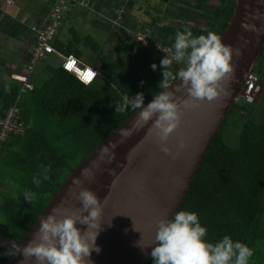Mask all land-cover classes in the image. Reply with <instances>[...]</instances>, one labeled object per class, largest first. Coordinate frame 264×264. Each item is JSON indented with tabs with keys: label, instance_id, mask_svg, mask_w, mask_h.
Masks as SVG:
<instances>
[{
	"label": "trees",
	"instance_id": "trees-1",
	"mask_svg": "<svg viewBox=\"0 0 264 264\" xmlns=\"http://www.w3.org/2000/svg\"><path fill=\"white\" fill-rule=\"evenodd\" d=\"M195 1L206 14L208 4L216 3L214 11L209 13L207 30L186 25L164 26L154 28L152 36L160 41L174 39L177 31L187 27L194 36L213 32L221 37L234 15L237 0ZM8 21L0 14V26ZM70 54L77 56L68 47L66 55ZM263 58L264 49L262 61L259 60L260 74L264 72ZM161 60L153 49L142 47L128 59L111 62L102 55L98 80L85 86L61 66L48 64L46 59L34 71L44 64L42 81H34V73L27 66L25 73L34 85L33 91L23 93L22 84L13 77L0 87V118H5L21 98V122L28 128L25 135L11 137L1 148L0 232L3 235L20 243L71 173L139 110L129 105L125 112L116 113L115 108L126 95L135 98L143 93L145 106L163 91L159 88L163 80ZM153 64L157 65L156 70L152 69ZM170 70L174 74L179 72L173 67ZM255 104L239 102L236 106L243 116L234 109L228 114L179 210L198 214L201 226L207 229L206 242L215 244L229 236L253 249L249 264L258 259L264 246V110L259 114ZM237 118L243 120L240 128ZM228 128L241 130L237 148L226 141ZM77 157L79 162L72 166ZM44 176L49 179L45 180ZM34 179L40 181L39 186ZM26 194L31 203L24 197ZM9 256L0 248V264ZM148 264H153L152 258Z\"/></svg>",
	"mask_w": 264,
	"mask_h": 264
},
{
	"label": "water",
	"instance_id": "water-1",
	"mask_svg": "<svg viewBox=\"0 0 264 264\" xmlns=\"http://www.w3.org/2000/svg\"><path fill=\"white\" fill-rule=\"evenodd\" d=\"M220 39L232 51L233 73L224 82L227 95L221 94L213 102L204 101L184 111L180 126L165 145L179 155L173 158L160 151L161 142L151 127L152 121L145 124L139 120V109L71 173L19 243V250L4 264H21L24 257L20 249L32 240L40 220L52 209L63 214L65 210L73 212L82 207L77 199L81 188L93 191L103 205V230L96 240L102 251L92 253L93 264H148L158 222L171 219L180 210L213 140L234 109L246 78L261 59L264 0H237L234 15ZM181 83L176 80L169 91ZM175 98L177 102L187 99L186 90L176 91ZM124 130L132 134L125 138L121 135ZM180 143L184 144L183 149L178 148ZM74 180L80 184H74ZM76 226L87 229V225ZM27 264H35V259Z\"/></svg>",
	"mask_w": 264,
	"mask_h": 264
},
{
	"label": "clouds",
	"instance_id": "clouds-1",
	"mask_svg": "<svg viewBox=\"0 0 264 264\" xmlns=\"http://www.w3.org/2000/svg\"><path fill=\"white\" fill-rule=\"evenodd\" d=\"M161 42L174 50L172 58L154 50L162 59L163 80L159 88L163 91L155 94L153 102L146 107L143 93L137 94L135 98L126 95L123 103L115 109L116 113L125 112L129 105L133 110L140 109L138 119L145 124L152 121L151 127L161 142L160 151L175 158L179 152L173 153L165 145L180 126L184 111L198 107L204 101L213 102L221 94L227 95L224 82L233 73L232 51L221 43L217 34L208 32L207 35L194 36L187 27L177 31L173 46L166 41ZM140 47L144 48L141 44ZM151 67L156 70L157 65ZM171 67L179 72L174 74ZM19 77L28 78L27 75ZM177 79L182 83L174 91H169L172 82ZM181 88L186 90L187 99L177 102L175 92ZM131 134L130 130L121 133L125 138ZM178 148L183 149L184 144L180 143ZM44 179L49 177L44 176ZM34 183L39 186L40 181L34 179ZM73 183L79 185L80 181L74 180ZM24 197L31 203L27 194ZM77 199L82 207L76 211L65 210L59 214L57 209H52L46 218L40 220L39 230L20 249L19 253L24 257L21 264H27L33 258L35 264H93L90 259L92 253L99 254L102 251L96 245V240L103 230L100 223L103 205L93 191L84 188L80 189ZM77 224L87 225V229H78ZM108 225L110 227L111 223ZM206 234L207 229L201 226L198 214L194 212L178 211L171 219L160 220L151 250L153 264H249L254 251L246 244L234 242L229 236L212 244L205 241Z\"/></svg>",
	"mask_w": 264,
	"mask_h": 264
},
{
	"label": "crops",
	"instance_id": "crops-1",
	"mask_svg": "<svg viewBox=\"0 0 264 264\" xmlns=\"http://www.w3.org/2000/svg\"><path fill=\"white\" fill-rule=\"evenodd\" d=\"M57 1L0 0L1 18L10 20L0 26V66H3L0 68V87L14 76L26 75L36 42L30 28L44 27ZM88 3V7H72L56 37L55 47L64 56L67 48L71 47L81 63L98 73L102 55L111 62L128 59L140 48L137 41L140 33L148 31L152 34L156 27L178 28L179 23L187 21L188 9L201 11L195 0H88ZM180 11L186 12L178 15ZM165 41L174 45L175 38ZM93 44L99 47V51L94 49ZM47 62L60 67L63 59L51 55ZM43 67L44 64L34 73V81L37 82Z\"/></svg>",
	"mask_w": 264,
	"mask_h": 264
},
{
	"label": "built area",
	"instance_id": "built-area-1",
	"mask_svg": "<svg viewBox=\"0 0 264 264\" xmlns=\"http://www.w3.org/2000/svg\"><path fill=\"white\" fill-rule=\"evenodd\" d=\"M79 0H58L51 8L49 20L44 27H31V31L35 34L36 44L32 50L28 70L33 73L36 66L48 59L51 55H58L63 59L62 69L73 76H75L82 84L86 86L93 85L98 79V72L88 65L81 63L74 55L63 56L55 47L56 37L63 26L66 14ZM88 1L81 0L78 4L85 7ZM137 41L146 49H153L158 51L161 55L169 57L174 56V50L169 48L165 43L156 40L148 31L142 32L138 35ZM175 62V61H174ZM186 63V61H184ZM178 63V62H177ZM91 73V80L87 79V74ZM15 80L21 82L23 88L22 92L33 91L34 86L27 77H13ZM261 79L254 72L251 73L241 92L239 93L236 103L244 102L248 104L257 103L262 94ZM22 99L19 98L15 106H13L6 114L5 118H0V154L2 146L13 136H23L27 131V127L21 122L22 111L20 103ZM0 248L9 253V255L19 250V244L0 232Z\"/></svg>",
	"mask_w": 264,
	"mask_h": 264
},
{
	"label": "rangeland",
	"instance_id": "rangeland-1",
	"mask_svg": "<svg viewBox=\"0 0 264 264\" xmlns=\"http://www.w3.org/2000/svg\"><path fill=\"white\" fill-rule=\"evenodd\" d=\"M80 6V5H78ZM89 6V3H87V5L85 7H88ZM74 7V6H73ZM81 7V6H80ZM216 7V3H214L213 1H211L208 6L205 8V10L208 12L207 14L205 12H202L199 11L197 8H192V9H188V12H187V15L188 17L186 18V22L184 23H179L178 25H186V26H189V27H193L195 26V28L197 29H201V30H207V26L206 24L208 23V21L211 20V16L209 15L210 12L214 11ZM83 8V7H82ZM73 8H71L72 10ZM71 10L66 14V16L71 12ZM182 12H186V11H180V13H178V15H183ZM171 13L174 14V12L172 11ZM199 15V16H193V15ZM65 16V17H66ZM195 17V18H194ZM173 45V44H172ZM124 58V57H122ZM264 59V58H263ZM262 61V59H261ZM259 61L258 62V65L256 67V71H255V74H257L260 79H261V86L263 88L262 90V99L260 102L256 103L255 106H254V109L257 110V112L262 113V111L264 110V72L262 74L259 73V69H260V65L259 63L261 62ZM262 65H264V60H263V63ZM54 67H57V65H55ZM45 78V75L42 73L39 74V76L37 77V80L38 81H42L44 80ZM47 78V77H46ZM238 106H241V105H238ZM234 110H237L239 111L242 116L243 114L241 113V110L237 108L234 109ZM238 117H241L239 115H237ZM239 120V123L237 124V127H241V122L243 121L241 118H237ZM229 129V128H228ZM228 131V130H227ZM240 134H241V130L240 131H237L235 129H229V133L225 136L226 138V141L227 143L233 147V148H237L238 145H239V140H240ZM57 135V132L54 133L53 137L55 138ZM67 143V141H64ZM80 160L79 157L75 158L74 161L71 162V165L74 166L76 163H78ZM262 253L261 255L258 257V259L256 261H254L252 264H258L260 261H262V264H264V246L262 247L261 249Z\"/></svg>",
	"mask_w": 264,
	"mask_h": 264
},
{
	"label": "snow or ice",
	"instance_id": "snow-or-ice-1",
	"mask_svg": "<svg viewBox=\"0 0 264 264\" xmlns=\"http://www.w3.org/2000/svg\"><path fill=\"white\" fill-rule=\"evenodd\" d=\"M91 78H92V74H91V73H88V74H87V79H88V80H91Z\"/></svg>",
	"mask_w": 264,
	"mask_h": 264
}]
</instances>
